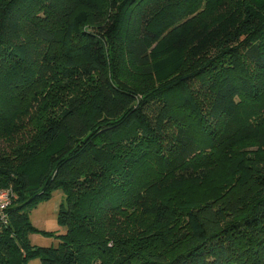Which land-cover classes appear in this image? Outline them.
Here are the masks:
<instances>
[{"label":"trees","instance_id":"16d2710c","mask_svg":"<svg viewBox=\"0 0 264 264\" xmlns=\"http://www.w3.org/2000/svg\"><path fill=\"white\" fill-rule=\"evenodd\" d=\"M213 1L0 0V264H264V0ZM202 6L213 53L189 29L155 83L162 33ZM55 190L65 231L33 245Z\"/></svg>","mask_w":264,"mask_h":264},{"label":"rangeland","instance_id":"374dc122","mask_svg":"<svg viewBox=\"0 0 264 264\" xmlns=\"http://www.w3.org/2000/svg\"><path fill=\"white\" fill-rule=\"evenodd\" d=\"M211 5L214 9H218V6L219 8L223 7L222 2H218L217 0H214ZM234 5L235 4H232L231 6ZM204 9L205 6H202V8L193 9L188 13L183 14L179 18L178 22L171 25L170 28L166 29L162 33V37H165V40L160 44V46L157 45L151 55L154 64L153 69L155 73L153 80L155 83H162L172 79L177 72L174 67L176 61L179 59V55H176L174 52V50L177 49L175 41H177V39L180 38V35H183L184 32L189 29L192 31L206 27L205 30L207 31L206 36L199 43L197 42V44L192 46V54L195 53V57L196 55L204 57L213 53L214 49L212 45L215 43L213 41H216L219 37L218 35L221 31V25L212 24L211 21L209 22V18L203 15L205 14L203 11ZM234 11L235 6L234 10L232 8V11L230 9L227 10V12L230 13ZM195 57L192 60H196ZM223 179V173L216 172L212 183L209 184V187L214 186V189H216L221 184ZM63 201V193L60 190H55L50 198L41 201L29 212V219L32 225L38 230L29 235L31 244L45 247L57 246L59 239L56 235L65 231V227L61 226L57 221V211ZM42 232H51V234H44ZM26 264L43 263L39 258L35 257L29 259Z\"/></svg>","mask_w":264,"mask_h":264},{"label":"built area","instance_id":"2783aa9c","mask_svg":"<svg viewBox=\"0 0 264 264\" xmlns=\"http://www.w3.org/2000/svg\"><path fill=\"white\" fill-rule=\"evenodd\" d=\"M16 198L11 188L0 189V227L6 221V210L12 205Z\"/></svg>","mask_w":264,"mask_h":264}]
</instances>
